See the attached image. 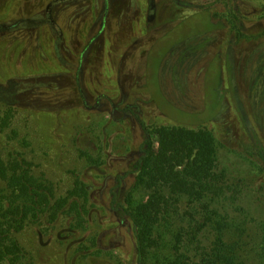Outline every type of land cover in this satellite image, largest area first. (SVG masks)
I'll return each mask as SVG.
<instances>
[{
    "label": "rangeland",
    "instance_id": "1",
    "mask_svg": "<svg viewBox=\"0 0 264 264\" xmlns=\"http://www.w3.org/2000/svg\"><path fill=\"white\" fill-rule=\"evenodd\" d=\"M138 119L214 133L218 169L243 181V196L225 206L229 221L256 241L264 0H0V161L24 160L52 201L77 185L87 192L84 230L66 213L45 214L15 234L29 264H137L111 202L138 197Z\"/></svg>",
    "mask_w": 264,
    "mask_h": 264
},
{
    "label": "trees",
    "instance_id": "2",
    "mask_svg": "<svg viewBox=\"0 0 264 264\" xmlns=\"http://www.w3.org/2000/svg\"><path fill=\"white\" fill-rule=\"evenodd\" d=\"M138 124L144 139L131 171L138 197L127 194L123 204H116L112 194L111 202L129 225L137 264H264V222L254 234L258 242L248 243L229 221L225 206L243 196V181L233 182L218 169L214 133L205 126L149 127L140 119ZM258 152L264 171V149ZM27 168L24 160L8 165L0 161V181L5 184L0 191V264H29L15 234L41 215L55 220L66 213L74 222L73 231L85 228L79 204V199L87 200L84 187L77 185L67 199L52 201V190ZM163 223L169 226L168 234L158 233Z\"/></svg>",
    "mask_w": 264,
    "mask_h": 264
}]
</instances>
